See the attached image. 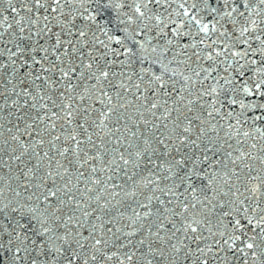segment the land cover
Segmentation results:
<instances>
[{
  "label": "snow or ice",
  "instance_id": "obj_1",
  "mask_svg": "<svg viewBox=\"0 0 264 264\" xmlns=\"http://www.w3.org/2000/svg\"><path fill=\"white\" fill-rule=\"evenodd\" d=\"M0 264H264V0H0Z\"/></svg>",
  "mask_w": 264,
  "mask_h": 264
}]
</instances>
